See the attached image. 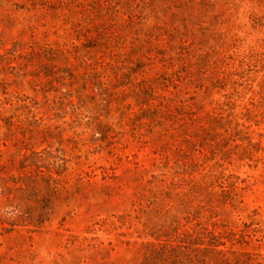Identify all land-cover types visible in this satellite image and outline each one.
<instances>
[{"label":"rangeland","instance_id":"obj_1","mask_svg":"<svg viewBox=\"0 0 264 264\" xmlns=\"http://www.w3.org/2000/svg\"><path fill=\"white\" fill-rule=\"evenodd\" d=\"M0 264H264V0H0Z\"/></svg>","mask_w":264,"mask_h":264}]
</instances>
